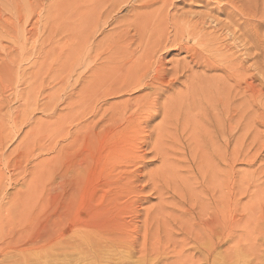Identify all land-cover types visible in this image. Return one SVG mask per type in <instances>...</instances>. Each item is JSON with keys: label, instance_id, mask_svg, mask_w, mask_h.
Returning a JSON list of instances; mask_svg holds the SVG:
<instances>
[{"label": "rangeland", "instance_id": "obj_1", "mask_svg": "<svg viewBox=\"0 0 264 264\" xmlns=\"http://www.w3.org/2000/svg\"><path fill=\"white\" fill-rule=\"evenodd\" d=\"M160 31L170 42L155 58L167 71L189 60L190 53L176 52L173 42L188 36L186 45L228 68L227 73L205 71L228 88V105L213 109L221 120L210 147L212 152L220 149V163L211 167L217 170L215 179L222 180L223 190L217 193L222 209L231 156H236L238 223L232 230L229 216L223 215L219 239L200 224L196 175L182 173L195 187L192 193L180 178L166 181L150 146H143L131 164H118L120 137L111 138L109 123L101 121L110 104L152 90L123 92L105 101V86L93 82L98 72L121 67L127 53L136 58L148 36ZM193 37L200 43L193 44ZM169 74L165 82L172 79ZM88 95L98 106L94 119ZM81 160L91 165L90 172L80 167ZM126 168L135 178L118 182ZM89 179L95 180L93 204L101 211L96 229L117 218L126 220L113 232L125 233L130 244L117 250H136L134 262L217 264L219 257L226 264L237 251L245 257L243 264H264V0H0V246L65 228L47 248L32 249L29 255L44 252L75 261L69 249L78 242L71 228ZM115 187L122 210L111 201L112 194L108 201L102 199ZM11 258L0 256V264H11Z\"/></svg>", "mask_w": 264, "mask_h": 264}, {"label": "bare ground", "instance_id": "obj_2", "mask_svg": "<svg viewBox=\"0 0 264 264\" xmlns=\"http://www.w3.org/2000/svg\"><path fill=\"white\" fill-rule=\"evenodd\" d=\"M148 37L149 40H146L147 44L145 49L143 51L141 50V53H138L139 55L136 58H134V54L132 55V53L125 54V58H121L119 61L121 67L114 68L109 66L104 70H100L97 75L98 79H94L93 82L105 86L104 91L101 92L104 99L123 92H140L146 88L152 91L134 96L135 98L132 101L126 99L118 103L110 104L105 109L104 113H106V115L101 121L109 123L106 132L111 138L120 137L119 142H117L116 151V156L119 159L118 164L123 166L131 164L142 148L150 146L151 152L154 154L152 157L160 163L159 173L166 181L169 182L171 179L180 178L187 186L186 188L188 191H191L194 190L195 187L190 188V181L185 179L182 173H194L197 179L196 186L198 185L201 190L198 191L201 198L195 199L199 207L198 215L200 224L214 237L219 239L222 233L221 225L223 215L229 216L228 222L232 230L238 223L236 217L237 199L234 190V165L236 156L235 154L231 156V177L228 184L229 194L222 209L219 196L217 195L218 191L221 192L223 190L221 189L222 180L219 181L218 178L217 180L215 179L217 170L211 167L212 164L216 165L220 163L217 160L220 156V149L215 150L213 148L212 152L210 147L214 145V135L220 126L219 122L221 120L218 114H215L216 111L214 112V110L218 106L223 108L225 104L228 105L225 93L228 88L225 91V85L216 79V76H214L215 79L212 78L213 76H211V78L206 76L205 73L207 72L205 71L222 69L226 70L227 73L228 68H223L219 64L212 62V60L206 57L207 55L203 56L193 46L186 45L189 39L188 36L187 39L185 38V40L181 42H173L176 52L185 51L187 54L190 53L188 56L189 60H185V63L176 65L172 68V71H167L165 67H163L164 63L161 60H156L155 57L159 49L166 47V45L163 44L170 42L168 36L164 35V31H160L155 34L152 33ZM193 42V44L200 43L199 38L193 37ZM144 44L145 42L143 45ZM194 67H201L203 72L194 71ZM231 68L233 70V67ZM169 72L171 73L169 74ZM167 74L171 75L172 79L165 82L164 77ZM228 74H230V72ZM180 77L186 79L180 81ZM229 86L232 88L234 87L231 85ZM93 95L87 96L91 119L96 117V108H98L97 105L95 106L92 104ZM83 96L84 94L79 95L78 105L80 107H82L85 101L82 98ZM108 111L110 113H107ZM154 120H158L157 123L150 126L149 124ZM97 124L98 123L93 122L91 127H96ZM236 128L237 126L235 125L232 127L231 139L234 137L233 132ZM79 165L85 169V171H91V165L86 161L81 160ZM126 177L133 179L135 175L133 171L126 168L121 171L118 182L124 181ZM105 183L106 181L103 182V185ZM117 192V187H115V190L109 189L108 193L106 191L107 194L104 193L102 199L108 201L109 197H111L108 194H112L111 198H113V200L111 201H114L115 204L119 206L120 210H122L117 200ZM80 196L82 208L79 209L76 225L71 228L73 232H76L75 241L78 243L74 245L73 248L69 249V252L75 256V261H66L67 259H65L64 256H62L61 260L58 255L44 252L43 254L40 253L35 256L29 255V251L32 249L47 248L52 239L64 235L62 229L65 228H59L57 233L54 232L56 229L52 231L44 230L39 235L29 239L28 242L16 239L13 241L15 244L11 247L9 243L12 240L6 245L2 243L0 246V256L12 257L11 264L146 263L142 258H139L136 262L132 260L136 250L134 252L129 250H117L118 246H128L129 242L124 232L114 233L113 227L117 225L122 227L126 226V220L116 217L117 219H114L116 221H114L113 224L110 223V225L104 227L99 226V228L96 229L98 223L101 222L99 221L97 223L101 211H97L93 204L96 196L95 180L89 179L87 181L84 190L81 188ZM221 197L222 195H220V198ZM188 203L190 204L192 201ZM83 204L86 205V207L83 206ZM185 210L189 211V209ZM109 212L108 210V214ZM102 213H104V211ZM106 217L107 215L105 218ZM260 218L264 219V216ZM236 252L232 254V262H227L226 264H243L245 257L241 253ZM15 253L16 257L12 256ZM85 258H89L91 263L85 262ZM216 259L217 264H225L219 257Z\"/></svg>", "mask_w": 264, "mask_h": 264}]
</instances>
